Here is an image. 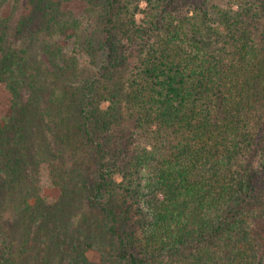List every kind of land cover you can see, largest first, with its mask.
<instances>
[{"label":"trees","instance_id":"obj_1","mask_svg":"<svg viewBox=\"0 0 264 264\" xmlns=\"http://www.w3.org/2000/svg\"><path fill=\"white\" fill-rule=\"evenodd\" d=\"M2 85L0 264H264V0H0Z\"/></svg>","mask_w":264,"mask_h":264},{"label":"rangeland","instance_id":"obj_2","mask_svg":"<svg viewBox=\"0 0 264 264\" xmlns=\"http://www.w3.org/2000/svg\"><path fill=\"white\" fill-rule=\"evenodd\" d=\"M139 16H141V15H139ZM8 99H9V92L7 91L5 86L2 85L0 87V124L2 123V118H3L4 114L7 112ZM107 104L108 103H105V105H107ZM4 205H5V203H4ZM4 205L0 204V220L8 221V220L14 218L12 220V221H14V223H17V222L22 223V219L20 218V216L16 215V217H15V213L17 214V211H15L13 205H9L6 207H4ZM88 257L91 260L100 261L101 254L96 252V251H90V252H88Z\"/></svg>","mask_w":264,"mask_h":264}]
</instances>
